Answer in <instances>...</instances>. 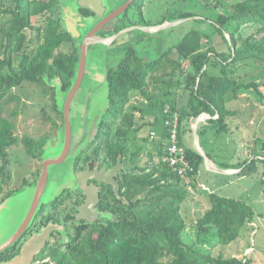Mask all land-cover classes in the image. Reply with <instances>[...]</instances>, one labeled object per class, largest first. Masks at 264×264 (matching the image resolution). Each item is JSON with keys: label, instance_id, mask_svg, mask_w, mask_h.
I'll use <instances>...</instances> for the list:
<instances>
[{"label": "trees", "instance_id": "obj_1", "mask_svg": "<svg viewBox=\"0 0 264 264\" xmlns=\"http://www.w3.org/2000/svg\"><path fill=\"white\" fill-rule=\"evenodd\" d=\"M15 1L17 9L7 6L6 0H0V15L11 14L15 21L5 35L4 51L0 55V103L15 87L27 82L60 78L63 92L68 93L77 76L80 51L54 19V5L50 0H31L23 12L21 0ZM231 1L203 0L206 6L217 10L228 4L232 6L229 13L217 11L218 28L229 46V53L219 52L215 47L206 49L204 40L210 36L192 29L170 48L165 49L160 44L157 56L152 54L148 58L136 47H129L120 63L109 69V105L93 138L96 142L92 146L94 150L85 156V160L95 158L91 167L101 160L111 166L122 162L124 168L118 176L120 192L104 185L99 205L105 213L103 220L88 224L86 228H73L63 251L60 250L62 247H53V259L57 264H254L250 257L215 256L204 252L187 243L183 236L188 227L183 206L190 198V187L196 186L197 175L205 162L200 152L184 144V126H192L195 119L207 113L211 116L209 121L217 122L219 132L226 131L228 124L225 121L234 114L227 107L229 93L237 97L244 91L254 90L264 99V83L241 82L235 76L236 69L231 67L250 60L264 62V0ZM35 16H42L37 27L32 21ZM193 16L194 13L186 12L177 19ZM235 19L239 23L231 26L229 32L225 25H232ZM245 24L256 25L253 26L257 27L256 31L239 35ZM27 28L37 30L36 39L28 36ZM64 46L66 51L62 50ZM15 55L21 57L18 70L14 68ZM5 68L10 71H4ZM159 83L162 85L158 86ZM152 86L156 93L150 90ZM181 87V100L177 101L180 95L175 92ZM138 94L146 101L133 105L132 99ZM167 107L170 112H166ZM156 112H161L163 119L162 128L151 130L160 137L159 156L164 154L168 144L170 127L166 121L173 120L172 116L177 113L180 143L186 148L193 172L189 171L185 176L175 173L166 163L155 162L152 152L143 162L146 148L138 142L137 133ZM137 113L145 117L144 121L139 122ZM157 120L156 117L153 123L157 124ZM15 129L13 120L0 116V193L12 180L10 148L22 142L34 156L38 143L31 136L20 138ZM150 138L151 134L142 138L143 143ZM87 147L77 153L79 159L86 154ZM255 160L253 157L251 162L245 160L233 166L222 163V167L245 171ZM86 162L79 165L85 167ZM14 192L10 190L1 200ZM206 197L208 208L194 224L197 241L216 230L219 243L229 245L239 239L245 227L258 216L252 205L240 199L217 191Z\"/></svg>", "mask_w": 264, "mask_h": 264}, {"label": "rangeland", "instance_id": "obj_2", "mask_svg": "<svg viewBox=\"0 0 264 264\" xmlns=\"http://www.w3.org/2000/svg\"><path fill=\"white\" fill-rule=\"evenodd\" d=\"M30 1L21 0L20 8H22L23 12L26 11L25 8ZM50 1L54 5L53 9L61 5L59 0ZM179 1H151L152 11L149 17H152V19L157 18L158 12L164 10L167 5L171 7ZM235 1L239 0H232L231 3ZM117 2L119 6L124 0H118ZM6 3L12 9H17L18 3L15 0H6ZM185 9L193 10V18L163 29L159 33L149 32V38L153 42H159L166 49L180 42L190 30L197 29L210 36L204 40L206 49L215 47L219 52L229 53V46L218 28L217 11L229 13L232 6L228 4L226 8L223 6L217 10L206 6L203 0H189L186 2ZM176 20L179 19L171 20L170 22ZM32 21L34 26L37 27L41 24L42 16H35ZM155 21L151 22L156 24ZM238 23V20L235 19L232 25L230 23L225 25V29L231 32V26L235 27ZM14 25L15 21H13L11 14L6 16L0 15V55L4 51L5 35ZM253 26L256 25H242L239 35H247L256 31L257 27ZM25 32H27L29 37L37 38V30L27 28ZM133 34L134 32H128L124 36H120L112 45L98 43L97 45L90 46L84 79L71 105L73 150L81 143L83 138H80L82 136L88 135V140H85L86 142L82 146H85L90 139L95 137L99 123L106 114L109 105V86L107 83L109 69L116 67L120 63L126 56L130 46H135L141 52L140 47L135 45L136 39L132 38ZM227 35L230 37L229 33ZM62 50L66 51L67 47L64 46ZM150 55L152 54L150 53L147 57L150 58ZM154 56L157 55L154 54ZM182 59L180 58V60ZM20 61V55H15V70H18ZM231 67L236 69L235 76L241 82L257 81L261 84L264 83L263 61L250 60L232 65ZM4 71L10 70L5 68ZM56 83L57 80L54 82L23 83L15 87L0 103V116L9 117L14 121L16 134L22 139L25 136H31L38 142L34 150V156L28 152L27 147L22 142L9 150V169L12 173V180L5 190L0 193V202L2 203V197L10 190L19 192L12 196L2 209L1 221L5 232L1 239L11 236L26 218L37 189V182L42 172L44 160L60 156L65 146V100L58 97L57 89L59 85ZM161 85L162 83L158 84V86ZM150 90L156 93L155 86L150 87ZM262 90L264 91V87H262ZM182 92L183 87L175 92L180 95L177 101L181 100ZM231 94L229 93L226 98L228 100L232 96L230 109H234L237 114L232 117L229 116L226 119L225 122L228 124V130L219 132L217 130L218 126H216L217 122L209 121L207 124L200 123L196 135L195 128L193 127L197 120L195 119L192 126L187 124L184 126L182 132L183 142L186 146L200 152L202 155L204 153L208 154L219 166L222 163H229L233 166V164L244 162L245 160L251 162L253 157H256V160L253 166L237 173L215 171L208 169L205 162L202 164L200 168L201 172L197 175L196 186L190 187L191 196L183 206V215L188 224L183 236L187 243H192L197 248L212 255L243 259L250 257L253 259L254 264H264V99L254 90L249 91L245 95V99L239 98L238 100V98H234ZM10 96L16 98L11 100ZM64 98H67L66 93L64 94ZM254 99L257 100L259 109H255V112H252L248 108V105H245V109L244 103H246V100L253 102ZM145 101L138 94L134 95L132 104L138 105ZM261 106L263 107L261 108ZM250 112L252 116H250ZM156 117L158 125L153 123ZM136 118L139 122L145 119L140 113H137ZM148 119V123L137 133L139 136L138 142L145 144L146 148L143 162H146L145 160H147L150 152L153 154L154 161L159 162L160 137H151L146 143H143L142 138L148 137L154 127H163L161 112L152 114ZM78 149L65 162L50 166L48 185L43 195L44 201H52L55 196L58 197L61 193L60 196H62L65 188L74 187L76 180L74 173L77 171L73 164L75 165L77 153L82 148ZM202 183L209 185L210 188L203 186ZM212 189H215V191L224 196L237 198L249 203L258 214L255 222L248 224L242 231V236L229 245L219 243L216 230H213L209 235L203 236L200 241L196 240L197 233L194 224L198 217L208 208L209 203L204 194L213 192ZM66 211L67 209L60 211L59 216L63 217L67 213ZM95 218L97 217L94 216L92 222H94ZM58 225L60 226L59 229L62 230V235L60 240H56L57 242L54 244L59 245L60 243L64 247L68 240V235L64 232L63 225ZM63 247L60 249L61 251H63ZM51 257V254L46 256L51 264H57L56 259H50Z\"/></svg>", "mask_w": 264, "mask_h": 264}, {"label": "flooded vegetation", "instance_id": "obj_3", "mask_svg": "<svg viewBox=\"0 0 264 264\" xmlns=\"http://www.w3.org/2000/svg\"><path fill=\"white\" fill-rule=\"evenodd\" d=\"M59 1L61 5H59V7L54 8L52 10L53 13L52 15L54 19H56L58 23L61 25V28L68 35L72 37L73 43L76 45L77 50L80 51V56L83 50V45L86 37L92 32H94L95 38L100 40L101 39L108 40L107 41L108 43L106 44L102 42H96L94 43L95 45H97L98 43H102L105 45H112L116 42V40L120 36L122 35L124 36L128 32L131 33L134 32L132 38L136 39L135 45L140 47L141 52H143L146 56H148L150 53L157 55L160 44L157 41L153 42L149 38L148 33L149 32L159 33L161 30L150 31L148 27L165 24L167 22H170L171 19L175 20L182 13H186V12L193 13V10L185 9L186 2L189 0L186 1L180 0L171 7L167 5L164 8V10L158 12L157 18L152 19V17H149V14L152 11L150 2L153 0H134L133 3L129 5V7L124 12H122L119 16L115 17L114 19L103 25V27L99 28V26L104 22V20H106L111 14L116 12L118 9H120L130 0H124V2L119 6L117 5L118 0H99L100 5H97V9L82 5L80 3V0H59ZM94 1L96 3V0H92L90 2L93 3ZM57 12L58 15L56 16ZM153 20H156L155 21L156 24H153L151 22ZM69 28H71L72 30L70 31ZM66 94L68 95V93ZM87 138H88L87 134L86 136H82L80 138L83 140L81 141L80 148L85 147L86 145L88 146L86 150V154L82 156V158L80 159L77 157L75 165L73 164L75 170L77 171L76 173H74L76 179L74 182V187L65 188L66 190L65 189H64L65 191L63 190L64 194L62 196H60L62 194L61 193L53 201L43 204L40 207L35 218L28 227L27 231L22 235V237L14 245L10 246L9 248H7L6 250L0 253V263L11 261L16 256L21 254L24 244L28 242L35 234L41 233L43 229L48 227L50 224L52 226L56 225L58 226V228L60 227L58 224H62L65 229L64 232L67 233L68 236H70L71 232L73 231V228H77V227L86 228L88 224L93 225L98 221L101 222L103 220L102 216H104L105 213H103L102 209L99 206L102 200V196H101L102 189L104 185H108V186H112V188L116 192V185L112 181L108 182L107 180L96 179V178L89 180L87 184L90 186L94 184L99 187V195H100L99 201L94 210V212L97 213V218H95L94 222L90 220L91 217L94 216L92 212H88L86 218H82L81 220L78 218V215L81 212L80 211L81 207L87 201V195L86 192L82 189L81 182L76 178V174L81 171H93L95 169L103 170L105 167L108 171H111L116 166V165L111 166V165L103 164V160H101L100 162L98 161L99 163L97 162V164L94 165V167H91L95 158L93 157L91 161L87 160L86 162L85 156L93 152L94 149L92 148V146H94L96 142H94L92 138L88 141L89 143L87 142L88 144L86 143L85 146H82V144L88 140ZM85 162L87 163L85 167H81L79 165V164H84ZM122 170H119L117 174L114 175L113 177V179L118 183H119L118 176ZM43 206L45 207L42 208ZM64 209H67L66 211L67 213L63 217L59 216V212L62 210L64 211ZM61 235H62V230L60 229L52 230L44 247L40 250L39 253L35 255L33 261L30 264H42V263L45 264L47 262H50V260H47L49 256L47 258L46 256L48 254H51L52 257L50 259H53L54 250L52 247L55 248L57 246L58 247L62 246L60 243L59 245L54 244L55 242H57L56 240H60ZM68 241H69V237L67 242Z\"/></svg>", "mask_w": 264, "mask_h": 264}, {"label": "water", "instance_id": "obj_4", "mask_svg": "<svg viewBox=\"0 0 264 264\" xmlns=\"http://www.w3.org/2000/svg\"><path fill=\"white\" fill-rule=\"evenodd\" d=\"M92 0H80V3L85 6L93 7L97 9V5H100V1L96 0L92 3L90 2ZM134 0H130L128 3H126L124 6H122L120 9H118L116 12L111 14L104 22L99 26V28L103 27L106 23L114 19L115 17L119 16L122 12H124L129 5L133 3ZM193 17H188V18H183L180 20H176L174 22H167L162 25L158 26H150L148 27L150 31H158V30H163L167 29L169 27H172L174 25H177L179 23H182L186 20H189ZM70 27V26H69ZM70 31L72 30L69 28ZM108 40H100L95 38L94 32L89 34L83 45V50L80 56V62H79V67H78V72L76 79L73 83V86L71 87L70 91L68 92L67 98H64L65 92H63L61 88V80L60 78H57V83L59 85L57 91H58V97L65 100V111H64V117H65V126H66V139H65V146L58 157H52L49 159L44 160L43 165H42V172L40 174L39 180L37 182V189L31 204V207L29 209V212L24 219L23 223L20 225V227L8 238L1 239L5 232V228L3 227V223L1 221L2 218V209L5 207L6 203L12 196H14L17 192H14L11 196L7 197L2 201L0 204V253L9 248L10 246L14 245L21 237L22 235L27 231L28 227L32 223L33 219L35 218L38 210L43 204L49 203L50 201H44L43 200V195L46 190V187L48 185V180H49V169L51 165H57L65 162L70 155H73L74 152L79 148L80 144L76 146V148L73 150L72 148V141H73V127H72V118H71V105L73 102V99L77 93V91L80 88V85L84 79V75L86 72V66H87V58H88V52L89 48L92 44L96 42H102V43H108ZM54 82V81H52ZM200 118V117H199ZM195 128V133L197 135L198 130L197 126ZM83 141V140H82ZM205 157V160L209 161V157L206 153L203 154ZM210 162V161H209ZM124 164L122 162L118 163L111 171H108L106 167L103 170L100 169H95L93 171H81L76 174V178L81 182L82 184V189L86 192L87 195V201L86 203L81 207L80 209V214L78 215V218L81 220L82 218H86L88 212H92L95 217H97V214L94 212L96 205L99 201V187L97 185H88L87 182L93 178L96 179H104V180H109V182H114L116 185V191L117 193L120 192V183L115 181L113 179L114 175L117 174L119 169H123ZM213 170L224 172V173H232L229 170H218L216 168H212ZM56 196L54 197V199ZM53 199V200H54ZM52 200V201H53ZM93 216V217H94ZM93 217H91V221H93ZM54 229H59L58 226L54 225L52 226L51 224L44 228L41 233L35 234L28 242H26L22 248L21 254L16 256L14 259L8 262H3L0 264H30L35 255L40 252V250L44 247L47 239L50 236V233Z\"/></svg>", "mask_w": 264, "mask_h": 264}, {"label": "built area", "instance_id": "obj_5", "mask_svg": "<svg viewBox=\"0 0 264 264\" xmlns=\"http://www.w3.org/2000/svg\"><path fill=\"white\" fill-rule=\"evenodd\" d=\"M166 112H170L169 107H167ZM172 117L173 120L166 121V124L170 127V133L168 144L164 149L160 162L166 163L175 173L185 176L189 171L193 172L194 167L187 158L186 148L180 143L179 116L175 113ZM151 137H158L157 132L152 131Z\"/></svg>", "mask_w": 264, "mask_h": 264}, {"label": "crops", "instance_id": "obj_6", "mask_svg": "<svg viewBox=\"0 0 264 264\" xmlns=\"http://www.w3.org/2000/svg\"><path fill=\"white\" fill-rule=\"evenodd\" d=\"M247 93H249V91H244V92H242V93H240L237 97H234V98H238V100H239V98H243V99H245L244 97H245V95L247 94ZM232 96H230V98H229V102L227 103V107L230 109V103H231V100H232V98H231ZM237 100V99H236ZM245 105H248L249 107V109H250V111H252V112H255L254 110L255 109H259V105L257 104V100L256 99H254L253 100V102H251L250 100H246V103H244V107H245ZM263 106H261V108H262ZM245 109H246V107H245ZM230 110H232L233 112H234V114L233 115H235V114H237V112H235L234 111V109H230ZM232 115V116H233ZM231 116V117H232ZM250 116H252V114H251V112H250ZM210 115L209 114H207V113H204L202 116H200V118H198L197 120H196V122L194 123V125H193V127H195V126H197V130H198V128H199V125H200V123H204V124H207L208 123V121H209V119H210ZM217 117V116H216ZM163 155V154H162ZM161 157L162 156H159V161L161 160ZM258 158H259V156H257ZM256 158V157H255ZM210 161V162H209ZM209 161H207V160H205V163H206V165H207V167H208V169H212L211 167H214V168H216V169H218V170H226V169H224L223 167H222V165L221 166H219L218 164H216V162L215 161H213V159L211 158H209ZM210 163H213L212 164V166H209L210 165ZM213 170V169H212ZM228 170V169H227ZM216 171V170H215ZM229 171H231L232 173H237V172H239V171H242V169H229ZM201 171H199V173H200ZM220 172V171H219ZM202 185L203 186H205V187H208V188H210L209 187V185H206L205 183H202ZM212 191L214 192L215 191V189L213 190L212 189ZM204 195H207V194H204Z\"/></svg>", "mask_w": 264, "mask_h": 264}, {"label": "bare ground", "instance_id": "obj_7", "mask_svg": "<svg viewBox=\"0 0 264 264\" xmlns=\"http://www.w3.org/2000/svg\"><path fill=\"white\" fill-rule=\"evenodd\" d=\"M212 164H213V163H210L211 166H212ZM210 165H209V166H210Z\"/></svg>", "mask_w": 264, "mask_h": 264}]
</instances>
